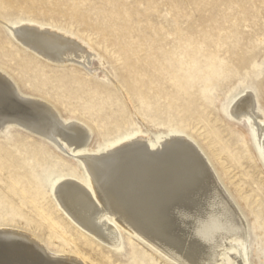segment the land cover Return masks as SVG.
<instances>
[{
	"label": "rangeland",
	"instance_id": "obj_1",
	"mask_svg": "<svg viewBox=\"0 0 264 264\" xmlns=\"http://www.w3.org/2000/svg\"><path fill=\"white\" fill-rule=\"evenodd\" d=\"M12 1L0 0V19L59 26L96 53L88 70L81 59L47 62L0 24V68L24 98L44 99L61 119L85 124L83 150L93 154L139 135L150 142L186 136L246 221L248 261L264 264V167L246 123L226 112L246 88L264 110V8L257 0H246V8L239 0H21V8ZM37 135L18 124L0 132V225L90 264H171L124 231L114 251L71 221L50 193L49 176L81 178L83 170Z\"/></svg>",
	"mask_w": 264,
	"mask_h": 264
},
{
	"label": "bare ground",
	"instance_id": "obj_2",
	"mask_svg": "<svg viewBox=\"0 0 264 264\" xmlns=\"http://www.w3.org/2000/svg\"><path fill=\"white\" fill-rule=\"evenodd\" d=\"M17 2L12 1V8H21L23 1ZM245 2L239 0L238 8H246ZM254 6L264 8V0L254 1ZM0 24L19 45L47 62L81 59L79 65L87 69L96 56L92 46L59 26L32 19H0ZM123 96L132 107L124 92ZM226 112L232 120L246 123L264 167V110L255 92H239ZM12 124L77 159L82 177L51 172L50 193L71 221L114 251L120 249L124 231L171 264H251L243 215L186 136L176 133L150 142L152 136L139 135L106 147L102 154L84 151L89 138L85 124L61 119L44 99L24 98L12 76L0 68V132ZM0 264L90 262L74 252L49 250L29 232L0 225Z\"/></svg>",
	"mask_w": 264,
	"mask_h": 264
}]
</instances>
